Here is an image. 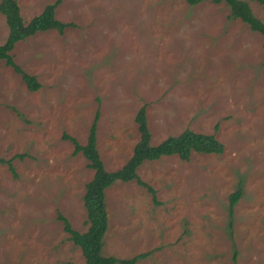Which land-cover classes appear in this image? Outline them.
Here are the masks:
<instances>
[{
	"label": "rangeland",
	"instance_id": "rangeland-1",
	"mask_svg": "<svg viewBox=\"0 0 264 264\" xmlns=\"http://www.w3.org/2000/svg\"><path fill=\"white\" fill-rule=\"evenodd\" d=\"M57 0H16L28 22ZM264 22V8L244 0ZM1 3V0H0ZM224 3L60 0L62 33H37L11 56L39 88L0 62V264H85L58 215L84 233L88 162L107 171L130 158L145 107L151 143L184 130L213 135L221 154L145 161L136 181L106 189L102 253L136 264H264V36ZM8 35L0 13V44ZM240 197L231 209L229 199ZM235 255V260L234 256Z\"/></svg>",
	"mask_w": 264,
	"mask_h": 264
},
{
	"label": "trees",
	"instance_id": "trees-1",
	"mask_svg": "<svg viewBox=\"0 0 264 264\" xmlns=\"http://www.w3.org/2000/svg\"><path fill=\"white\" fill-rule=\"evenodd\" d=\"M189 6H195L203 2L213 4L224 3L229 9L228 18L239 19L246 24L249 29L264 36V22L258 19L248 2L244 0H182ZM264 8V0H252ZM60 3L57 0L53 4L47 5L43 11L25 22L20 14V8L16 0H1L0 13L5 18L8 27L6 40L0 44V62L11 67L15 73L21 76L22 81L30 91L39 88L34 76L25 73L15 64L11 52L19 42L27 40L37 33L47 31H57L62 33L68 24L55 18L56 6ZM98 113L90 127L87 141L84 145L79 144L73 138H68L73 144V154L80 153L88 162V168L93 171V176L86 183L83 195V206L88 220V229L84 233H79L72 229L65 217L58 215V220L63 223V229L69 234V239L75 246H78L85 259V264H136L144 260L149 253L135 255L130 259H120L114 256H105L102 253V239L107 231L108 216L106 207V189L116 181L129 182L136 181L138 185L144 186L155 198L154 191L141 181L137 176V170L145 161L158 160L163 156H177L180 160L188 161L192 153L199 154H221L223 145L213 136L195 133L191 130H184L177 136H169L157 145L151 143V133L148 128L145 107H141L135 116V123L139 133V140L135 144L130 158L126 163L115 171H107L97 149L96 122ZM5 163L9 171L14 174V168L9 161L0 160ZM240 197L237 190L229 199L230 213ZM235 260V255L233 256Z\"/></svg>",
	"mask_w": 264,
	"mask_h": 264
}]
</instances>
